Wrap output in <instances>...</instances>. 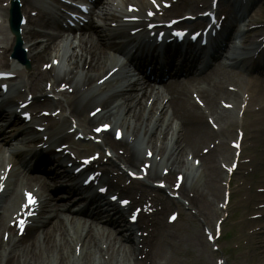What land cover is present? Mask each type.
Masks as SVG:
<instances>
[{
	"label": "bare ground",
	"instance_id": "obj_1",
	"mask_svg": "<svg viewBox=\"0 0 264 264\" xmlns=\"http://www.w3.org/2000/svg\"><path fill=\"white\" fill-rule=\"evenodd\" d=\"M176 1L177 4L165 11L181 12L186 4V9L193 10L199 5L196 3L199 0H170L171 3ZM203 1L206 3L208 0ZM236 1L233 11L227 9L228 14L225 13L227 17H231L227 20L229 26L237 21V13H244L248 5L255 2L244 0L246 3L243 4V0ZM18 2L21 14L28 16L31 1ZM128 2L129 5H138L140 9L148 7L145 0ZM235 11L237 12L234 13ZM94 12H90L89 24L75 27L80 30L79 38L70 43L66 42L61 52L62 41L58 39L73 27L64 31L60 24H56L49 32H29L25 39L26 58L30 62L29 74L20 75L11 67L13 65L9 61L0 60V67L7 68V74L14 75L4 83L9 82V90L17 95L15 99L23 98V102H29V109L26 110H31L39 125L50 123L46 141L44 138L31 141V145L38 149H42L44 144L47 145L43 151L37 152L36 148L33 150V147L27 146L37 133L23 122L15 110L11 111L12 107L17 108V103L8 99L5 105H0V155L4 148H10L13 142L17 141V144L23 146H15L14 154L32 161L34 170L39 173L35 176H24L11 170L7 175L0 173V264H117L114 262L116 257L121 259L119 264H152L155 239L160 231L166 228L161 216L171 205L175 208L189 207L191 217L202 219L205 226L203 231L215 228L213 216L216 211L207 201L206 195L216 196L220 189L217 184L221 182L219 178L223 173L224 164L229 157L235 159L230 153L231 149L223 146L222 150H218L217 146L222 138L227 139L235 124L232 116L235 108L264 105V85L257 83L238 92L228 84L227 74L220 73L221 59H217L220 55L221 58L224 56V49L225 53L230 51L232 44L225 28L218 34H221V43L212 48L213 53L203 66V48L167 42L165 35L158 42L155 33L163 30L159 27L152 31L140 30L132 36L127 31L129 24L119 25L120 29L116 34L124 41L117 45L107 32L115 29L110 23H122L119 17L115 13ZM93 15L105 21H109L111 17L109 28L92 30L95 22ZM26 18L28 24L38 21L44 28L50 25L44 21L41 14H37L35 20ZM203 20L193 24L198 25ZM140 26L142 24L135 25L132 30ZM178 26L184 27L185 23L180 22ZM98 35L103 37L98 38L99 42H93L92 37ZM263 35L248 41L249 46L257 45L258 49L253 63L247 60L234 61L233 67H246L257 70L258 74L264 73ZM120 45L133 46V58L141 66L143 64L147 68L146 65L155 64L159 69L158 66L164 64V68L169 67L176 71L175 73L190 75L186 84L176 88L171 83H178V79H174V73L171 74L172 81L168 80L167 109L155 97L153 102L147 104L151 98L147 94L148 85L130 80L126 73L123 74L124 78L120 84L105 79L97 85L105 74L102 70H105L109 63L106 50L119 49ZM183 48L185 49L182 54L177 53L178 49ZM10 51L11 47L0 45V59H5ZM53 59L59 60V66L52 65L50 70L43 69L45 64H50ZM62 87L67 90L63 91ZM56 91V99L46 97L50 93L57 95ZM46 108H53L52 111L59 109V112L42 115ZM96 108L101 111L97 112ZM174 121L178 124L173 127ZM97 122L112 125L114 130L120 131L121 137L117 140L105 133L102 138L98 137L100 140L94 141L90 128ZM79 134L87 137L93 150L110 153L107 159L109 167L95 169L96 173L95 166L90 165L82 171V174L86 175L85 180L93 174L92 183L99 189L104 188L105 193L99 194L92 186L85 188L76 184L70 187H56L55 190L60 189L67 193L61 195L62 198L60 194L56 198L46 197L43 193L51 188L54 181L64 184V179L70 176L67 165L60 173L56 171L55 166L74 163L77 157L85 154V147L81 148V143L85 142L80 141L78 144L72 140ZM251 139H246L245 136L243 143ZM119 149H122L121 155L118 153ZM145 151L151 152V156L148 157ZM186 159L198 160L201 168L198 178L197 173H188ZM142 164L149 166L146 175L140 178L142 172L137 170ZM0 169H3L1 161ZM128 171L137 172L140 179H131ZM175 172L183 175L186 180L180 184L177 197L172 198L168 193L172 190ZM160 183H163L164 187H160ZM36 184L40 189L35 188ZM152 187L154 189H151ZM148 189L155 191L150 192ZM156 191H160V195L156 194ZM22 192H26L25 195L34 192L38 197L34 217L30 218L26 214L27 210L23 211ZM71 194L76 195L74 198L77 202H85L84 208L76 214L66 205ZM125 195L129 196L125 199H130L125 208L119 206L120 200L124 198L119 199L117 204L111 200V197ZM179 197H183L188 206L181 202ZM134 205L141 208L138 227L137 222L131 224L129 221L132 214L126 217ZM145 205L152 208L151 214L145 212ZM21 219L27 225L25 224L24 233L19 237L16 232L19 229L17 223Z\"/></svg>",
	"mask_w": 264,
	"mask_h": 264
},
{
	"label": "rangeland",
	"instance_id": "obj_2",
	"mask_svg": "<svg viewBox=\"0 0 264 264\" xmlns=\"http://www.w3.org/2000/svg\"><path fill=\"white\" fill-rule=\"evenodd\" d=\"M111 1L102 0V5H108L109 7ZM2 2H5V0H0L1 13H3ZM225 6L227 5H222L223 8ZM241 20L246 23L243 26L245 29L249 30L248 26H252L251 33L247 32L244 34V39L245 37L249 39L248 37L251 38L255 36L254 34L261 33L264 29V0H255L247 7ZM0 33V42L4 46L9 47L10 40L8 39L9 36L7 38V31L5 32L0 27ZM63 46L64 44L62 43L61 47ZM225 63H227L226 60L221 63L219 67L220 73L224 72L227 74V82L234 89L241 91L242 89L253 87L257 83L264 85V73L259 75L256 70L240 71L239 69L224 66ZM18 72L21 73L20 75L29 74V69H26L23 65L18 69ZM256 106L259 107L258 110H256ZM46 109L51 111V108ZM244 110H248L246 111V116L245 113L242 114L240 107L234 109L232 116L235 124L226 140L221 137L222 139L219 141L217 149L222 150L225 146L228 148L229 143L237 141L240 138L238 136L240 129L243 130L245 136H247L246 134L250 135V133L254 135L251 141L249 140L251 146H247L248 141L242 145L245 148L244 151L242 149V164L237 173L230 177L229 180H226L224 169L219 178L221 182L217 184L220 189L216 196L206 195L207 201L216 211L215 216H213V222L220 223L219 228L221 231L219 237L216 239L214 235L215 228H211L208 231H210L209 233L216 241L212 244L209 243V235L207 236L205 231H203L205 226L202 219L191 217L188 212L189 207L177 206L175 208L171 205V208L161 216L166 228L161 230L155 239L151 256L152 264H264V105L255 104L244 108ZM228 129L229 127L226 131ZM254 130L255 132H253ZM109 134L113 135L112 132ZM72 140L78 143L74 137ZM86 146L89 148L87 144H85ZM94 151L90 147L83 155H92ZM121 152L122 149H119L118 153L120 154ZM102 157L98 160L100 168L109 167L106 159ZM231 161L232 158L229 157L225 166L228 167ZM193 162L194 159H191L188 161L187 166L190 175L196 172V177L198 178L201 168L195 171L196 168L194 169L191 166ZM177 176L178 172H175L171 188H176L174 186ZM186 184L189 183L186 182ZM151 189L154 188L152 187ZM151 189H148V191H155ZM227 190L230 192V200L226 205L224 203V194ZM155 193L160 195L161 192L156 191ZM169 194L173 193L170 192ZM52 195L53 193L50 196ZM122 197L119 196V198ZM180 201L188 206L187 201L183 197H180ZM173 212H177L178 215L177 219L170 224L167 222V217ZM139 224L140 222L136 226L138 227ZM45 256L44 254L43 257ZM100 261L102 262L101 259ZM115 261L119 264L121 259L116 257ZM45 263L43 262V264Z\"/></svg>",
	"mask_w": 264,
	"mask_h": 264
}]
</instances>
